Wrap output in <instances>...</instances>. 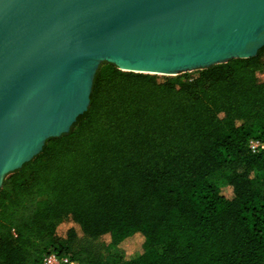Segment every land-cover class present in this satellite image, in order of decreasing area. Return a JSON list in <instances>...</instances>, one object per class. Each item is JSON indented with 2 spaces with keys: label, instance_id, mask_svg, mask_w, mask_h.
<instances>
[{
  "label": "trees",
  "instance_id": "obj_1",
  "mask_svg": "<svg viewBox=\"0 0 264 264\" xmlns=\"http://www.w3.org/2000/svg\"><path fill=\"white\" fill-rule=\"evenodd\" d=\"M196 73L102 65L71 131L5 179L0 264H264V48Z\"/></svg>",
  "mask_w": 264,
  "mask_h": 264
},
{
  "label": "water",
  "instance_id": "obj_2",
  "mask_svg": "<svg viewBox=\"0 0 264 264\" xmlns=\"http://www.w3.org/2000/svg\"><path fill=\"white\" fill-rule=\"evenodd\" d=\"M264 48V0H0V191L68 134L102 64L176 77Z\"/></svg>",
  "mask_w": 264,
  "mask_h": 264
},
{
  "label": "rangeland",
  "instance_id": "obj_3",
  "mask_svg": "<svg viewBox=\"0 0 264 264\" xmlns=\"http://www.w3.org/2000/svg\"><path fill=\"white\" fill-rule=\"evenodd\" d=\"M107 64V63H104ZM102 64V65H104ZM197 72V71H196ZM192 72L188 73L191 76H195L197 73ZM160 78H164L163 76H160ZM212 182L218 183L219 179L212 178ZM106 239H97V240H91L88 238H83L79 243V247H91L93 248L97 254L99 255V258L104 260L105 262H115L118 260H125V259H135L139 256V250L137 243H140L139 241L134 240V242L128 244L127 247L123 248H108L106 245Z\"/></svg>",
  "mask_w": 264,
  "mask_h": 264
},
{
  "label": "built area",
  "instance_id": "obj_4",
  "mask_svg": "<svg viewBox=\"0 0 264 264\" xmlns=\"http://www.w3.org/2000/svg\"><path fill=\"white\" fill-rule=\"evenodd\" d=\"M249 148L253 154H258L264 150V140H251L249 142ZM44 264H76L71 262L67 257H59L56 254H51L44 259Z\"/></svg>",
  "mask_w": 264,
  "mask_h": 264
}]
</instances>
